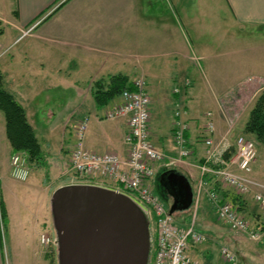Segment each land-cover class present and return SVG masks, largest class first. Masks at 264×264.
I'll return each instance as SVG.
<instances>
[{
    "label": "crops",
    "instance_id": "1",
    "mask_svg": "<svg viewBox=\"0 0 264 264\" xmlns=\"http://www.w3.org/2000/svg\"><path fill=\"white\" fill-rule=\"evenodd\" d=\"M198 1L203 3L201 0H0L2 30L0 58L11 42L21 41L22 35L26 33L31 36L32 46L42 52L38 56L42 67L45 62L51 61V52H57L56 61L62 62V67L66 63L65 67L70 68L71 62L77 61L85 64V75L79 73L78 78H72L70 75L62 76L61 79L52 81V87L54 85L70 91L73 99L76 100L67 104V117L64 121L62 119L59 121L66 124L65 127L63 126L64 132H69L66 138L64 137L66 145L63 151L69 166L74 146V129L71 126L86 116L89 118L85 140L87 147L98 153L115 152L121 156L127 155L128 147L124 142L128 129L127 118L108 119L105 116L109 109L121 101V95L100 105L94 98V90L100 85L99 82L102 84L109 82L111 75L124 74L132 81L142 76L145 78L147 91L152 99L150 120L152 141L168 154H176L173 140L174 110L178 105L180 106L181 99L187 101L183 103V110L184 117L188 119L190 125L187 137L191 156L188 158V163H181L175 168L188 177L191 185L193 181L195 182L196 192L200 177L198 165L203 162L207 153L202 118L207 109L200 110V108L204 103L207 104L208 97L210 101L214 99L211 92L214 94L215 91L218 95L221 93L222 96H233L240 83V81L220 82L222 79L213 76L204 79L199 74L192 73L190 64L200 62L202 58L192 48L189 53L188 46L191 44L185 30L193 29L196 32ZM220 1L229 10L231 18L236 23L264 26V0ZM23 28H28V31L24 32ZM192 57H197L198 60ZM0 70L4 75V87L23 105L30 122V114L37 116L38 109L43 106L40 93L45 89L42 84L46 82L45 79L36 66L28 63H21L17 68L12 62H0ZM182 74L186 75L183 80L185 88L183 95L180 87L176 85L181 80ZM166 101L172 104L173 110L170 116L165 115ZM50 114L55 116V112ZM31 125L33 126L32 123ZM215 135L216 128L214 137ZM237 136L238 134L231 135L230 149L235 145ZM11 153L3 114V122L0 125V186L2 188L5 184L8 188L7 191L3 189L2 202L9 224L14 221L12 215L16 212L15 208H12L13 202L6 195L8 192L9 194L15 192L6 181ZM154 166L156 172L167 167L164 162L155 163ZM215 179L217 180L210 174L205 175L209 188L218 191V183H213ZM74 182L73 179H67L62 184ZM91 182L126 191L121 183L113 179L99 177L92 179ZM149 183L152 187V178ZM27 185L25 191L31 196L39 195L40 201L38 198L35 203L34 197H30L33 202H19L15 215L21 223L23 244L14 251L20 258L26 259L25 264H38L40 258L38 232L52 225L51 194L58 186L49 189L42 183L37 186L32 183ZM241 204L247 209L245 202ZM212 213L211 218L215 220L214 206ZM201 216L202 220L206 219L205 209H202ZM217 223L221 224L220 221ZM202 226L213 230L215 234L220 233L222 229L220 225L215 226V229L208 224ZM192 256L195 258L194 255ZM196 260L199 264H203ZM6 262L7 258L4 252L2 253L0 232V264Z\"/></svg>",
    "mask_w": 264,
    "mask_h": 264
},
{
    "label": "rangeland",
    "instance_id": "2",
    "mask_svg": "<svg viewBox=\"0 0 264 264\" xmlns=\"http://www.w3.org/2000/svg\"><path fill=\"white\" fill-rule=\"evenodd\" d=\"M201 1H203V3L198 1L196 32H194L193 29L185 30L188 33V40L191 44L188 46V48H190L189 53H191L192 48L195 53L202 58L200 62H195L196 65L193 63L190 64L192 68L191 71L192 73L195 72L199 74L200 77L204 79L207 76H213L216 79H222L220 82L240 81V83L233 96H222L221 93L218 95L215 91L214 94L211 92L212 98L214 99L210 101L208 97L207 104L204 103L201 108H199L200 110L207 109L214 112L216 141L220 140L223 135L228 132L229 122H231L233 129L229 139L231 135L244 133L255 142L258 159L254 165L255 174H253V176L257 180L264 182V138L258 140L255 135L243 131L251 109L256 104L260 95L264 92V81L261 80H264V26L236 23L231 18L229 10L220 0ZM23 29L24 32L28 31V28ZM25 35L28 34L25 33L22 35L21 39H23L21 41L18 40L9 44L3 56L0 58V62H12V65L17 68L21 63H28V65L32 64V66H36V69H39L41 76H43L46 81L42 83L45 89L40 93V101L43 106L38 109L39 112L37 116L30 114L29 117L47 156V163L44 167H37L33 164L31 165L26 160L30 169V175L27 180L23 181L15 179L10 174L11 163L9 157V169L6 172L8 179L6 181L9 183L10 188H12V191L15 192L13 194L11 192L9 194L8 192L6 195L10 201L13 202L12 208H15L16 212L18 211L17 206L19 202H33V200H30V197H34V202L36 203V200L39 198V195L35 194L31 196L28 191H25L28 186L27 184L32 183L37 186L42 183L43 186L45 185L49 189H53L56 186L63 185L62 183L67 181V179L78 178L74 177L75 173L70 169L69 161L66 159L67 156L63 153L66 145L64 137L66 138L69 132H64L63 126L65 127L66 125L64 122L59 123L61 119L64 121L67 117V104L76 100L73 99L70 91L62 90L54 85L53 88L52 81L55 82V80L61 79L62 76L69 75L72 78H78L79 73L85 75L86 69V67H84V62L78 61L71 62L70 68H67L68 66L65 67L66 63L65 66L62 67V62H60V64L56 61L58 58L57 52H49L51 61L45 62L42 67L38 60V56L42 53L41 50H37L36 47L32 46L30 35ZM123 58H125V56H123ZM154 63L159 64L161 62ZM185 76V74H182L181 80H179L180 82L178 81V84L176 83V85L180 87L182 95L185 93L183 81ZM257 77H259L258 80L262 82V84H259L258 80H255ZM208 93L210 94L209 90ZM181 101L180 107H183V103L185 104L187 101L185 102V99H181ZM164 108L165 115L170 116L173 110L171 102L166 101ZM51 112H55L54 117L51 116ZM0 117L1 125L3 122L2 111H0ZM224 122L225 124H223ZM74 126H71V128L73 127L75 130L76 124ZM53 127L54 131H52ZM234 146L231 149L232 153L236 151V145ZM21 153L25 155L24 152ZM179 165L180 164L175 165L174 167H178ZM165 169H167V167H163V170H159L158 172L155 171L152 177V190L158 199L169 208L173 199L160 183L161 174ZM99 177L100 176L97 178ZM44 181L46 182L44 183ZM213 183H218L219 190L222 192H219L220 196L223 195L226 197L225 200L234 204L233 197L236 196V191L223 186L220 184L219 180L215 179ZM3 185L2 188L0 186V200H3V189H5V191L8 190L7 186L5 184ZM192 185L195 190L196 184L194 181ZM205 186L209 188L208 182L205 183ZM204 195L207 197L205 191L202 190L198 200L196 201L195 198L194 205L191 208L183 211H176L174 213L177 223H189L196 212L197 228L207 237L205 241L190 249V253L203 264H228L221 254V247L228 246L236 252L239 264H264V242H255L251 240L245 232L231 229L225 222L220 220L215 213V218L220 221L221 224L217 223L218 221L216 219L214 220L211 218L213 214V204L208 197L205 198ZM239 200L246 203L247 209L242 207L240 211L252 225L264 224V210L255 203L251 194L242 195L239 197ZM238 202L237 205L239 204ZM4 209L3 206L2 211L0 206L2 253L4 252V256L7 258L6 264H25L26 259L17 256L18 254L14 251L16 247L23 244V242H21V238H23L21 223L17 215H15L16 212H13L12 220L14 221L9 224ZM202 209H205L206 214V219L203 220L201 218ZM144 210L147 212L145 208ZM147 216L149 217V215ZM149 218L151 219V230H154V217L150 214ZM202 224L212 225L214 229L216 228L215 226L220 225L222 229L220 233L215 234L213 230L202 226ZM41 229L42 227L39 228V231ZM42 232H46L53 237L55 236L53 225H49L43 228L41 232H38V238ZM38 251L40 256L38 264H58L56 245H42L39 239Z\"/></svg>",
    "mask_w": 264,
    "mask_h": 264
},
{
    "label": "built area",
    "instance_id": "3",
    "mask_svg": "<svg viewBox=\"0 0 264 264\" xmlns=\"http://www.w3.org/2000/svg\"><path fill=\"white\" fill-rule=\"evenodd\" d=\"M194 58L198 60L197 57ZM132 83L134 88L125 89L121 94V101L105 114L108 119L127 118L128 129L124 137L128 147L127 155L121 156L115 152L98 153L87 147L85 140L89 118L86 116L79 120L74 130L70 167L79 179L100 176L121 183L124 190L153 215L155 236L150 264H199L190 254V249L207 237L197 228L196 212L189 223H177L174 214L158 199L149 183L156 171L155 163L164 162L167 166L188 163L191 156L187 137L189 121L184 117L183 108L178 105L174 111L173 122L176 154H168L156 147L151 140L152 99L147 91L145 78L138 77ZM258 83L262 84L259 80ZM202 118L205 121L203 131L207 153L203 162L198 165L200 177L196 201L204 190L220 220L233 230L245 232L251 240L264 242V224L252 225L237 206L228 200H221L215 189L205 186V175L210 174L240 195L251 194L254 201L264 209V182L253 176L254 165L258 159L255 142L244 134H239L235 141L236 151L232 153L229 144L232 123L229 122L228 132L216 141L214 112L207 110ZM26 160V155L21 152L11 154V175L15 179L28 178L30 170ZM40 242L42 245H57L56 237L46 232L40 234ZM221 254L228 264H239L236 252L228 246L221 247Z\"/></svg>",
    "mask_w": 264,
    "mask_h": 264
},
{
    "label": "water",
    "instance_id": "4",
    "mask_svg": "<svg viewBox=\"0 0 264 264\" xmlns=\"http://www.w3.org/2000/svg\"><path fill=\"white\" fill-rule=\"evenodd\" d=\"M173 201L170 213L194 198L188 177L165 169L160 177ZM58 264H149L152 233L148 213L132 196L92 183H69L51 194Z\"/></svg>",
    "mask_w": 264,
    "mask_h": 264
},
{
    "label": "trees",
    "instance_id": "5",
    "mask_svg": "<svg viewBox=\"0 0 264 264\" xmlns=\"http://www.w3.org/2000/svg\"><path fill=\"white\" fill-rule=\"evenodd\" d=\"M2 30L0 29V34ZM133 81L124 74L111 75L110 81L100 83L94 90V98L100 105L106 104L112 98L121 95L125 89H133ZM0 110L3 112L6 121V134L11 144L12 152H24L27 161L37 167L46 166V154L39 141V138L29 122L26 111L21 103L4 87V75L0 70ZM244 132L256 136L258 140L264 138V92L258 98L256 104L251 109L245 122ZM188 136V133H187ZM229 156V153L226 154ZM183 173V172H182ZM184 174V173H183ZM219 189V188H218ZM170 194L169 190L165 189ZM221 192L218 190V193ZM222 193V192H221ZM241 195L236 192L233 197L234 205L240 210L242 204L239 200ZM219 197L225 200L223 195ZM240 201V202H238ZM237 202L239 203L237 205ZM2 200L0 206L3 211ZM5 210V209H4Z\"/></svg>",
    "mask_w": 264,
    "mask_h": 264
}]
</instances>
